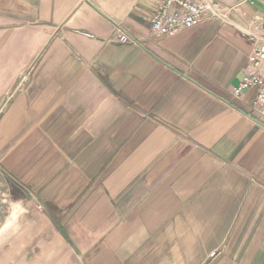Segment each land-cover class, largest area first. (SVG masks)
<instances>
[{"label":"crops","instance_id":"obj_1","mask_svg":"<svg viewBox=\"0 0 264 264\" xmlns=\"http://www.w3.org/2000/svg\"><path fill=\"white\" fill-rule=\"evenodd\" d=\"M158 1L0 0V264H264V0L161 37Z\"/></svg>","mask_w":264,"mask_h":264},{"label":"built area","instance_id":"obj_2","mask_svg":"<svg viewBox=\"0 0 264 264\" xmlns=\"http://www.w3.org/2000/svg\"><path fill=\"white\" fill-rule=\"evenodd\" d=\"M208 16L225 18L224 11L213 0H159L150 18L152 34L157 37L172 35ZM241 29L251 42V51L245 76L233 88V95L240 97L245 91L254 89L252 108L264 117V14L250 18ZM119 37L120 42L130 41L125 33Z\"/></svg>","mask_w":264,"mask_h":264}]
</instances>
